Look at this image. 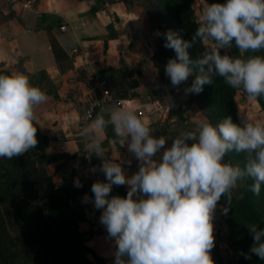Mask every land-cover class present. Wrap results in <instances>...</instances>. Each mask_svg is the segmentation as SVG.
<instances>
[{"label": "clouds", "instance_id": "obj_1", "mask_svg": "<svg viewBox=\"0 0 264 264\" xmlns=\"http://www.w3.org/2000/svg\"><path fill=\"white\" fill-rule=\"evenodd\" d=\"M197 24L191 41L171 30L156 33L164 36V47L175 52L165 66L172 86L196 73L185 94H199L219 76L233 89H243L250 100L264 96V56H244L264 50V0H227L223 4L204 0ZM197 39L206 47L192 60L187 50ZM233 42L239 55H221L220 50L232 48ZM47 99L28 75L0 74V158L10 160L36 148L35 110ZM109 126L121 145L128 141V151L139 163L138 171L128 177L121 163L102 160L99 171L106 182L91 185L94 207L102 210L99 221L115 245L114 264H214L213 221L219 201H226L220 211L227 216L234 192L249 179L250 191L257 197L261 194L264 121L246 119L241 125L228 116L213 125L204 118L195 131L181 132L166 148L165 137H155L147 120L117 103L101 108L84 129L89 157L103 156L102 138ZM230 152L244 154L242 167L224 162ZM90 171L95 173L97 168ZM114 185H128L126 196L111 195ZM74 186L82 184L76 181ZM235 198L243 199V193ZM89 200L87 195L83 197L84 202ZM246 227L253 237L250 253L264 260V228L255 223Z\"/></svg>", "mask_w": 264, "mask_h": 264}, {"label": "crops", "instance_id": "obj_2", "mask_svg": "<svg viewBox=\"0 0 264 264\" xmlns=\"http://www.w3.org/2000/svg\"><path fill=\"white\" fill-rule=\"evenodd\" d=\"M26 1L31 2L30 7H26ZM9 12L12 16L0 22V74L24 73L30 83L46 93L47 101L35 110L39 133L47 137L43 152L72 156L49 163L47 172L55 183L61 182L63 173L71 174L72 187L76 181L86 184L77 202L85 210L78 231L83 244L90 249L87 257L93 264H114V242L107 238L106 228L99 221L102 210L95 209L94 198L88 191L94 182H106L99 171L102 160L121 163L128 177L138 171L139 163L128 151V141L121 145L118 137L108 136L109 131L114 132L112 126L102 138L103 156L87 155L85 145L89 141L84 137V129L96 116L84 120L83 108L94 93L92 79L102 78L109 87L110 102L104 108L117 103L133 108L138 117L149 122L155 137H165L166 148L186 131L172 128L180 121L171 124L174 118L166 104L168 93L149 60L153 47L145 38V15L129 8L123 0H0V13ZM49 36L61 50L58 63ZM128 74L133 86L126 82ZM123 88L120 94L113 93V89ZM244 97L255 113L264 114L255 100H250L246 93ZM92 167L97 168L95 173L90 171ZM128 187L114 185L112 192H127ZM85 195L90 198L88 202L83 201Z\"/></svg>", "mask_w": 264, "mask_h": 264}, {"label": "trees", "instance_id": "obj_3", "mask_svg": "<svg viewBox=\"0 0 264 264\" xmlns=\"http://www.w3.org/2000/svg\"><path fill=\"white\" fill-rule=\"evenodd\" d=\"M123 1L127 4L131 0ZM206 1L210 4L224 2V0ZM160 2L169 8L175 26L181 33V38L191 41L198 27L192 0H160ZM11 16L10 12L5 15L0 13V22ZM164 43L165 40L161 41L163 45L159 44L154 48L150 56L151 62L158 55L170 51L164 47ZM49 44L53 57L58 63L61 60V50L52 36H49ZM205 47L197 39L196 44L187 50L190 59L195 60ZM220 52L221 55L225 54L223 49ZM227 54L239 55L234 42L233 47L227 49ZM253 55L264 56V50L244 54L245 58ZM102 72H99V76H102ZM136 73L139 72L136 71ZM126 82L130 86L134 85V81L129 80V74L126 76ZM236 90L238 89L227 85L224 79L219 76L213 78V84L203 86L202 99L218 102L212 117L216 122L219 123L224 117L230 116L234 123L239 124L235 114L234 93ZM122 91L124 88L115 89V91L113 89L115 95ZM255 101L260 110L264 111V96L258 97ZM185 107L186 105L176 110V107L174 108L170 104L169 115L182 120V112ZM100 110L101 108H95L93 116H96ZM110 127L107 128V133ZM108 136L114 137L115 133L109 131ZM36 137L38 140L36 148L10 160L0 158V264H93L87 257L90 249L83 244L82 235L78 231V223L83 220L85 210L84 206L77 202V197L85 192L86 184L81 183L82 187L80 188L72 187L69 183L71 174L63 173H60V183L53 182L46 166L61 158L67 160L72 156L64 153L52 155L44 153L43 148L47 137L40 134L38 128ZM228 154L241 167L243 166L244 154L235 152ZM251 184L252 181L247 180L246 185L250 186ZM118 193L125 197L127 192L120 190L112 192L115 195ZM88 194L94 198L91 190L88 191ZM259 197L260 204L264 206V185H262ZM219 203L226 205L224 198ZM239 205L243 207L247 220L245 227L238 221L236 208ZM230 210L234 213V224L239 229L238 238L242 242L248 241L252 245L253 237L246 226L255 223L258 227L264 228V222L249 211L245 201L233 200ZM241 252L249 254L243 249L240 250ZM240 253L238 264H264V260H261L257 255L249 254L251 258L245 259ZM92 256L95 261L102 263L100 258Z\"/></svg>", "mask_w": 264, "mask_h": 264}, {"label": "rangeland", "instance_id": "obj_4", "mask_svg": "<svg viewBox=\"0 0 264 264\" xmlns=\"http://www.w3.org/2000/svg\"><path fill=\"white\" fill-rule=\"evenodd\" d=\"M215 1L216 0H212V2ZM226 2L227 0H224L222 3ZM127 5L129 8L133 7L138 9L143 15H145V38L153 47V51L157 45L161 44V41L165 40L163 35H156L157 31L163 34L171 30L177 32L179 35L181 34L175 26L169 8L162 4L160 0H131L127 3ZM192 7L197 19L199 13L204 7V3L201 0H192ZM170 58H175V52L172 49H170L168 53L158 55L157 58L153 60L152 65L155 71L159 74L161 82L164 86H166L165 90L166 93H168V96L166 97V104L168 106L171 104L174 108L176 107V110L177 108L181 109L186 105L182 112V120L172 116L174 121L171 124L180 121L178 125L173 126L172 128H184L186 131H195L197 129L198 122L204 118H207L213 125L217 124L218 122H216L212 117L217 108L218 102L212 100L206 101L202 99L201 92L199 94H185L184 92L186 87L191 86L196 73L190 75L188 80L186 82H182L179 86H172L170 78L165 73V66ZM242 91L243 90L241 89V92H239L238 89L234 93V98L236 99L235 114L238 119V123L242 125V122L246 119L251 121H264V114L255 113L249 103H245V93ZM229 161L232 164H239L236 160L232 159L229 154H226L224 162ZM246 183L247 181L244 182L245 186L240 187L236 192H234L233 200L245 201L249 211L264 222V206L260 204V197L255 196L250 191V188L246 185ZM239 193H243L244 196L241 200H237L235 198V196ZM222 206H225L224 203H218L216 217L213 221L215 246L211 250V256L214 264H238L241 249H243V251L245 250L252 256L255 254L250 253L249 250L251 244L248 241L242 242L238 238L239 229L236 227L237 225L235 226L234 224L233 211L229 210L227 216H225L221 214L220 211ZM236 213L238 214L239 223L241 222L243 227H245L247 220L241 205L237 206Z\"/></svg>", "mask_w": 264, "mask_h": 264}, {"label": "built area", "instance_id": "obj_5", "mask_svg": "<svg viewBox=\"0 0 264 264\" xmlns=\"http://www.w3.org/2000/svg\"><path fill=\"white\" fill-rule=\"evenodd\" d=\"M9 1L12 2L14 0H9ZM25 5L26 7H30L31 2L26 1ZM61 29L64 30L65 27H61ZM91 87L94 93L86 101L85 106L83 108L84 120H87L93 116L95 108L97 107L104 108L110 102V90H109L107 83L102 78L94 76V78L92 79Z\"/></svg>", "mask_w": 264, "mask_h": 264}]
</instances>
